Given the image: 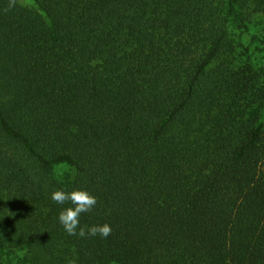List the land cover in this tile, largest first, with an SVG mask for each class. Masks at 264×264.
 Masks as SVG:
<instances>
[{"label":"trees","instance_id":"obj_1","mask_svg":"<svg viewBox=\"0 0 264 264\" xmlns=\"http://www.w3.org/2000/svg\"><path fill=\"white\" fill-rule=\"evenodd\" d=\"M31 2L0 0V264H264V0ZM81 188L106 239L58 220Z\"/></svg>","mask_w":264,"mask_h":264},{"label":"clouds","instance_id":"obj_2","mask_svg":"<svg viewBox=\"0 0 264 264\" xmlns=\"http://www.w3.org/2000/svg\"><path fill=\"white\" fill-rule=\"evenodd\" d=\"M15 0H10V6ZM51 199L56 203L63 205L70 202L72 206L67 207L59 212L58 220L63 226L66 233L70 236H79L85 238L88 236L107 238L112 234V227L108 223L97 224L90 227L80 225V216L82 213L91 212L97 205V197L85 189H73L67 191L56 189L51 194ZM72 264H76L73 260Z\"/></svg>","mask_w":264,"mask_h":264},{"label":"rangeland","instance_id":"obj_3","mask_svg":"<svg viewBox=\"0 0 264 264\" xmlns=\"http://www.w3.org/2000/svg\"><path fill=\"white\" fill-rule=\"evenodd\" d=\"M24 5H28L31 6L32 2L31 0H20ZM260 23L256 26V28L253 30L254 33H260L261 30L264 28V21H262V19L259 21ZM249 34V40L252 39L253 34L254 33ZM252 46L255 50L254 53V57H255V61L259 64V65H264V44H262L261 42H257L256 39H254L252 41ZM9 264H15L14 262H11Z\"/></svg>","mask_w":264,"mask_h":264}]
</instances>
